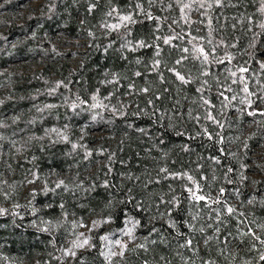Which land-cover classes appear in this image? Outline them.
<instances>
[{"label": "trees", "instance_id": "trees-1", "mask_svg": "<svg viewBox=\"0 0 264 264\" xmlns=\"http://www.w3.org/2000/svg\"><path fill=\"white\" fill-rule=\"evenodd\" d=\"M136 2L142 3L145 9L148 8V0H54L48 14L33 19L29 23V28H22L24 32L29 33L32 27L37 37L49 38L55 34H63L70 40L86 39L87 49L75 70L66 66L60 68L45 66L33 76L22 78L16 88L19 99L0 107V119L11 114L21 117L18 123L10 124L6 128L5 131L9 135L22 133L31 137L30 146L22 157L12 162V171L16 175L23 174L25 178L33 176L42 182H45L49 173L68 175L73 180L65 181L71 191L60 188L53 192L51 189L55 185L46 184L42 190L35 192V198L32 196L26 200H21L20 193L16 197L13 195V190L9 192V197L13 198L5 207L9 209V213L0 216V264L32 262L35 264H145V262L164 264L162 257L170 264H202V261L209 260L215 261L216 264H244L245 260L252 261L253 264H264L259 260V245L257 248H252L249 237H243L244 243H239L241 236L237 231L239 220H245V223L252 221L251 226L258 234L260 230L257 226L264 224V178L254 179L249 175L252 155L263 139L264 116L247 114L252 109H259L260 106L263 109L259 110H264V100L257 98L264 96V92H261L264 73H261L260 62L257 59L258 48L264 40V35L258 38L253 49L250 47L253 32L247 30V20L244 24H240L235 19L244 14L252 15L255 23L264 20V15L257 10L258 0L256 2L239 0V4L238 0H227L228 6L213 8L209 12L213 17V28H219L215 17L219 16L221 23L224 22L225 17L228 18V27L225 31L213 33L215 41H218L221 35L228 43L238 38L237 47L228 49L235 55L232 65L246 63L252 74L249 81L250 90L257 94L251 97L255 101L252 109L236 101L233 102L235 107L230 106L224 110V115L217 116L225 124L223 130L210 121L202 120L197 124L194 120L188 119L187 109L197 97L195 92L197 84L182 86L174 74L167 71V68L172 67L175 60L180 57V48L191 49V44L185 41L191 40L192 36L208 34V29L205 27L207 18L202 26L203 30H200L195 24L186 23L181 19L180 12H177V6L173 3L172 9L166 8L163 12L159 5L151 9L154 16L169 17L166 22L161 23L159 32L155 31L157 22L146 20L143 15L139 16L143 23L132 26L131 39L134 41L144 39L148 43L159 44L161 49L159 70L165 78L162 83L157 73L151 69L155 57L154 48H143L134 53L122 52L119 50L121 41L116 33L109 34L106 30H101L102 23L114 21L106 15L110 8L115 7L127 13ZM91 4H95L96 7L89 12ZM237 4V7L232 6ZM172 17L179 21L177 27L172 24ZM180 23H183V26H180ZM232 23L237 25L235 31L231 28ZM169 24H172V28L177 32L183 30L185 41L172 42L179 45L178 48L163 45L162 41H155L156 35L172 34ZM260 31L261 29L258 30ZM89 32L94 35L89 36ZM204 41L197 40L193 43L207 47V41ZM111 42H114L112 47L105 52V47ZM35 47L34 40L28 39L9 57L30 59V55L36 52ZM223 52L224 49L221 47L218 54L223 55ZM125 56L127 59L123 58ZM137 59H140V64L135 63ZM5 63H7L6 58L0 56V64L5 65ZM176 67L182 74L190 70L191 75L195 77L199 64L187 60ZM222 68L223 66H220L221 79L224 76ZM136 71H140L143 75L136 77L134 75ZM105 73L109 75L106 77ZM112 74H119L120 80V86L112 97L119 100L129 98L130 104L123 108L126 113L124 116L115 115L109 109L81 111V108H87V105H81L75 110L65 105V97L71 104L77 95L91 103V96L97 93V89L99 97L108 96L113 92L114 85L106 84L104 81L111 79ZM257 80L261 83L258 84ZM58 81H63L64 84L53 93L52 89ZM130 83L135 84L134 90L128 88ZM144 87H150L151 90L148 93L140 92L139 89ZM233 87L238 89L237 85ZM165 89L168 91H164ZM157 95H160V99H156ZM149 99L153 100V105L158 109L155 115L152 114L153 105L148 104ZM177 100L181 104L179 111L184 112L185 115L180 120L173 117L171 124L174 126H169L167 117L173 115V107ZM212 100L219 109V101L214 94ZM46 104H55L58 107L47 109ZM241 108L245 109L243 114L237 111ZM97 111L100 115L93 120L92 117ZM164 113H167V116L162 121L163 127H161L156 122V118ZM253 123L255 128L249 132L247 127ZM64 125H67V128H64ZM204 126H207L208 132L213 134L212 140H209L207 135H197L203 133ZM53 127L68 129L69 141L53 143L54 139L49 137L41 140L46 130ZM139 128L146 129L148 135L137 131ZM221 131L225 137L222 145L224 154L220 153L221 145L215 142L214 135ZM92 132L103 135L95 138L90 136ZM177 132L182 134L177 135ZM246 139L247 149L243 146ZM73 143L77 144L76 149L72 148ZM185 147L187 151L184 150ZM86 151L92 153L87 159ZM110 156H112L111 163ZM212 156H220L221 164H214L210 159ZM241 164L245 167L242 168ZM163 166H167L173 172H188L198 180L201 175L207 176V181L201 183L211 185L213 197L218 194L219 187H225L224 195L228 205L236 208L238 212L246 213V217L222 216L225 223L221 225L219 234H215L209 228H206L203 235L198 231L190 233L184 224V221L189 219L190 211L189 201L184 199L188 193L182 188V184L187 181L162 179L160 183H153L147 189L143 186L146 170L155 180L157 170ZM229 166L234 169L233 173L228 174L233 183H228L224 175ZM109 168H111L110 173ZM129 175L139 176L141 179L140 181L127 179ZM213 175L216 176L215 180L212 179ZM105 180L109 182L107 188L104 187ZM81 182L83 188H78L77 185ZM169 184L174 191L169 190ZM45 189L48 190L47 195ZM173 194L180 197L178 208H173L167 203ZM130 197L134 199L129 202ZM160 197L164 198V202L160 201ZM137 202L142 204V209L136 207ZM61 203L64 204L63 212L59 207ZM14 204H19L20 207L13 208ZM109 204L112 207H109ZM191 211L195 212L197 209ZM64 213L67 215L65 216ZM168 213L178 223L182 233L194 236V245L197 243L199 245L198 252L194 253L190 249L180 247L184 236H177L175 230L168 227ZM97 215L103 220L108 216H112L113 219L106 223L107 228L103 224L102 229L93 236L88 250L76 253L75 257L65 255L64 242L70 237L73 221L69 219L78 221L80 218ZM126 219L129 222L140 221L135 227L136 242L127 247L122 257L110 256L106 259L107 245L106 241L99 239L101 232L105 231L109 237L118 236L129 223H125ZM41 220L62 221V224L45 232L42 229L48 225L42 224ZM207 222L208 215L205 210L203 219L194 223L198 229ZM153 227L158 229V232H152ZM240 228L243 230V225H240ZM207 236H218V238L208 241L205 245L204 239ZM225 237H228L227 242ZM142 243L146 244L145 248L138 247Z\"/></svg>", "mask_w": 264, "mask_h": 264}, {"label": "snow or ice", "instance_id": "snow-or-ice-1", "mask_svg": "<svg viewBox=\"0 0 264 264\" xmlns=\"http://www.w3.org/2000/svg\"><path fill=\"white\" fill-rule=\"evenodd\" d=\"M256 2V0H254ZM173 3L179 8L180 11V18L184 19L186 23H190V17L187 15V12H191L193 10L200 12L201 17L207 18V23L205 24V27L208 29L207 37L205 36H192L191 40L185 41V36L181 32H177L174 28H172V24H178L179 21L172 17V24H169L168 27L171 31V35H156L155 41H162L163 45H169L173 48L180 47L179 45H175L172 42L174 40H180L185 41L188 44H191V49L188 47H182L180 48L181 55L178 59L175 60V63L172 67L167 68V71L174 74L177 81L180 82L182 86L184 85H191L193 83L197 84V87L195 88V92L197 94V97L193 100L192 106H190L187 109V117L190 120H194L197 124L201 123V121H210L212 124L216 125L219 129L223 130L225 127V124L221 122L220 119L217 118V116L224 115V110L231 107H235L233 102L238 101L239 104L245 105L246 108L252 109L253 101L251 99L252 96L257 95L255 92L250 90V77L251 73L249 72V68L245 64H236L232 65V61L235 59V55L231 53L228 49L229 48H236L238 45V38H234L232 43H228V41L224 38L223 35H221L220 39L218 41H215L213 33L216 31H219L223 33L225 29L228 27V18H224V22L221 23L220 17H215L217 24L219 25V28H213L212 26V20L213 17L209 15L210 10L213 8H223L228 6L227 0H191L189 3L183 2V0H167V3H165V0H148V8L145 9L140 2H136L134 4V7L131 8L127 13H123L118 8H110L106 15L107 17L111 18L115 22H107L105 21L102 23V27L111 34L112 32H115L117 35V38L121 41L119 45V50L124 51H130V52H137L139 49L143 48H154L155 49V57L154 62L151 65V69L157 73L159 76L160 81L163 83L165 81L163 73L159 70V66L161 64V60L159 59L161 49L158 43H148L144 39L136 40L134 41L131 39L132 34V26H134L137 23H143L142 20L139 19V16L143 15L146 20H155L157 22L156 25V32L160 31V26L162 22H166L169 17H161V16H154L151 9L155 5H159L160 10L163 12L166 8L172 9ZM239 4V0H238ZM237 5H232L233 7H237ZM258 12L261 15H264V0H258ZM2 7V5H0ZM96 7L95 4H91L89 6L88 11L92 12L93 9ZM203 10V11H201ZM237 23L244 24V21L247 20V30L252 31L254 20L252 15H244L241 14L239 17L235 18ZM196 23L204 24V20L201 19L200 21H196ZM236 23L231 24V28L233 31L236 30ZM259 29H261L260 32H253L252 36V43L250 44V47L253 49L256 46V42L258 38L261 35H264V20L258 23L257 25ZM197 31H199L197 29ZM94 35L92 32H89V36ZM207 41V47L204 45H198L197 43H193V41ZM111 42L108 46L105 47V52H107L108 48L112 47ZM223 47L224 52L223 55H219V49ZM55 50V49H53ZM124 59H127V57H123ZM251 58V56H250ZM192 60L194 62H198L199 68L197 69V75L193 77L191 75V71L189 70L186 74H182L179 70H177L176 65H182L184 61ZM136 64H140V59H137L135 61ZM229 65H232L229 67ZM195 66V65H194ZM220 66H223L222 71L224 73L223 79H221L220 76ZM261 73H264V61L260 62L259 64ZM239 73V75H238ZM109 74L105 73V76L107 77ZM136 77H141L143 74L140 71H136L134 73ZM258 84L261 83V81H256ZM106 84H112L114 85L113 92L109 93L108 96L99 97L97 89V93L93 94L91 96V103H89L86 100L81 99L79 95L76 96L75 100L71 102V104L68 103V98L65 97V105L68 107H71L73 110H75L77 107L81 105H87V108H81V111H86L88 109H105L107 110L109 108L108 104H105L104 100H110L111 96L115 94V92L118 90V87L120 86V80H119V74H112L111 79H106L104 81ZM64 84L63 81L56 82L55 88L52 89V92L54 93L56 89L60 88ZM233 85H237V88H234ZM66 86V85H65ZM128 88L130 90L135 89V84L130 83L128 85ZM213 89H215V92L213 93ZM150 87H144L139 89L140 92L148 93L150 91ZM164 91H168L165 89ZM261 92H264V85L261 87ZM242 93V95H241ZM131 94V91L129 92ZM213 94L215 95L216 99L219 101V109L216 108V105L213 103L212 97ZM258 99L264 100V96H258ZM156 99H160V95L156 96ZM184 99H187V97H184ZM78 102V103H77ZM149 105H153V100H148ZM58 105L55 104H46L45 108L52 109L56 108ZM181 107L180 101L177 100L175 102V105L173 107V115L167 117L169 120V126H174L171 124V121L173 117H175L177 120L183 119L185 113L182 111H179V108ZM198 109V110H197ZM214 110L216 114L214 115ZM38 111H43V109H38ZM111 111L115 115L124 116L126 113L123 108L117 109L116 107H112ZM158 111V109L153 105V115ZM241 114L244 113L245 109H237ZM195 113V114H194ZM203 113V115H201ZM133 115H138L139 113H132ZM147 114V112H145ZM250 116H264V110L259 109H252L251 111H248L247 113ZM100 115V112L97 111L95 115H93L92 119L95 120L97 116ZM165 116H167V113L162 114L161 116H158L156 118V122L163 127L162 121L165 119ZM17 117H13L12 122L13 124L16 123ZM0 127H8V125L4 124L2 121H0ZM129 127H132V125H129ZM64 128H67V125H64ZM142 134L148 135V132L144 128L137 129ZM48 132L54 133L59 139L53 140V143H58L60 140L63 141H69L68 135L60 128L53 127L51 129L46 130V134ZM182 133L177 132V135H181ZM207 135L209 140L213 139V134L208 132L207 126H204L203 133H197V135ZM215 142L219 145H221L219 151L221 154H224V148L222 147L225 137L221 132H216L215 134ZM152 139V137H149ZM5 139L3 135H0V140ZM231 139V138H229ZM237 139H239L237 137ZM250 139V138H249ZM12 145H15V141H11ZM244 148L247 149L248 143L247 139L244 141L243 144ZM72 148L76 149L77 144L73 143ZM187 151V147L184 149ZM91 151H86L85 158L91 156ZM114 156V154H112ZM229 155H234L229 153ZM212 162L214 164H221V157L220 156H212L210 157ZM109 162H112V156L109 157ZM241 167H245L243 164H241ZM109 173L111 172V168L108 169ZM234 169L232 167H227L225 172V179L228 183H233L234 181L229 178L230 173H233ZM38 178V177H37ZM127 179H135L136 181H140L139 176H127ZM246 179V177H244ZM182 180L187 181L186 183L182 184V188L187 191L188 195L184 197V199H187L189 201V219L184 221V224L186 225L187 229L190 233H194L198 231L200 234H204L206 231V228L212 229L215 234H219L221 232V225L225 223V220L222 219V216H238V217H246V213L238 212L236 208L233 206L228 205L227 200L225 198V192L226 188L221 186L218 189V194L213 197L211 193V185L210 184H203L201 181H207V176L201 175L199 180L196 179L193 175H190L188 172H173L171 171L167 166L160 167L157 170V178L155 180L152 179L151 173H147L146 170V179L144 180L143 186L144 188H148L149 185L153 183H160L161 180ZM213 180L216 179V176L213 175ZM8 182L0 181V196H3L5 200H7L10 196V193L6 191L2 185L7 184ZM28 183H34V180H29ZM9 187H12V185H9ZM78 188H83V182L77 185ZM104 187H109V182L107 180L104 181ZM63 188L64 191H71L69 189L68 184L63 180H58L55 184V187L51 189V191L55 192L56 189ZM208 188V191H205L204 189ZM169 190L174 191L172 189V185L169 184ZM48 190L45 189V195H47ZM129 193H131V189H129ZM75 194V193H73ZM33 198H35V191L32 192ZM131 199L129 198V202ZM160 201L164 202V198L160 197ZM203 202V204H201ZM251 203V201H249ZM121 203H125V201H121ZM167 203L173 207L178 208L180 203V197L173 194L171 198L167 201ZM20 207L19 204H14L13 208ZM62 212L64 209V204L61 203L59 205ZM109 207H112L111 204H109ZM136 207L138 209H142V204L137 202ZM191 209H197V211L193 212ZM205 210L207 211L208 215V222L206 224H202L198 229L196 227V224L194 222L202 220L203 215L205 213ZM9 213V209L5 207H0V216H3L5 214ZM13 215H16V213H12ZM214 214V217H213ZM66 216L67 213H64ZM168 227L170 229H174L177 236H184L183 242L180 244L181 248H186L192 250L194 253L199 251V245L198 243L194 245V236H189L188 234L182 233L180 231V226L178 223L172 219L171 214L168 213ZM113 219L112 216H108L106 220H97L93 221L91 228L94 229L97 225L101 223H108L111 222ZM129 222L128 219H126L125 223L127 224ZM132 222L131 228H126L123 230V234L127 235L129 237H132L134 228L140 223L139 220H134ZM42 224L48 225V227L43 228L42 230L45 232H49L52 229L58 228L61 226L62 221H51V220H41ZM252 221H249L248 223H245V220H239V224L237 226V231L240 232L241 239L239 243H244L243 237H249L251 242L252 248H257V245H259L258 251H259V260L261 262H264V224H259L257 227L260 230V234L257 233V231L251 226ZM81 227H87L84 225L83 221H72V227L76 228L77 226ZM240 225H243V230H241ZM91 230V229H90ZM152 232H158V229L153 227L151 229ZM81 235H83L81 233ZM229 235H231L229 233ZM218 238V236H207L204 239L205 245L208 244V241ZM89 238H86L82 244H77L76 241L72 242V247L65 250V255H70L72 257L76 256V252L73 250L76 247H83L84 245H87L89 242ZM101 241H108L109 236H101L99 237ZM228 237H225V242H227ZM111 243H114L115 245H118L120 248L119 255L122 257L124 255V251L127 250V244L122 243L120 240L112 241ZM155 243V241H153ZM139 248H145L146 244L142 243L138 245ZM134 250V249H133ZM103 254V253H102ZM117 255L116 252L112 251L111 248H109V254L105 257L106 259L110 258V256ZM164 261V264H170L169 261L161 258ZM147 264V262H145ZM202 264H216L215 261L209 260L207 262H203ZM244 264H253L252 261L245 260Z\"/></svg>", "mask_w": 264, "mask_h": 264}, {"label": "rangeland", "instance_id": "rangeland-1", "mask_svg": "<svg viewBox=\"0 0 264 264\" xmlns=\"http://www.w3.org/2000/svg\"><path fill=\"white\" fill-rule=\"evenodd\" d=\"M53 2L54 0H0V5H2V7H0V56H3V58H6L7 60L5 65L0 64V107L19 99L16 94V88L20 84L22 78L33 76L45 66H59V68L61 66H66V68L75 70L80 65L82 61V54L87 49L86 39L70 40L63 34H55L49 38L37 37V35L33 32L34 30L32 27H30L29 33L24 32L22 29L29 28V23L33 19H36L41 15L48 14ZM183 2L189 3L191 0H183ZM176 10L177 12H180L178 7H176ZM186 13L190 17V24H195V26H198L201 30L203 28L202 26L205 24L206 17H201L200 12L195 10L190 13L186 10ZM201 19L204 20V24L196 23V21H200ZM173 25L175 27L178 26V24ZM257 25L258 23H254L252 32H258L259 27ZM180 26H183V23H180ZM101 30L105 29L102 27ZM206 36L207 35H205V37ZM28 39H33L36 44V52L30 55V59L26 57H9L10 54H14V51L18 47L22 46ZM257 59L259 62L264 61V40L258 48ZM128 99L129 98L119 100L114 99L111 96L110 100H104L103 102L109 105L108 109L111 111L113 106L120 109L129 105L130 103ZM259 109H263V107L260 106ZM13 117L18 118L16 123H18L21 118L20 115L11 114L5 115L2 119H0V121L9 126L10 124H13ZM6 128L7 127H0V135L5 137V139L0 140V181L6 180L8 182L7 184L2 185L6 191L10 192L13 190V195L16 197L19 196L20 193L21 200H26L32 197L33 191L37 192L42 190L46 184L55 185L56 182L61 179L66 182L73 181L71 176H64L57 173H49L46 176L45 182L38 181L33 176L25 178L23 174L16 175L11 169V164L13 161H18L22 157L23 153L28 149L31 137L22 133L9 135L7 131H5ZM254 128L255 124L253 123L247 127V130L250 132ZM62 130L68 135V129ZM102 135L103 134L99 132L90 133V136L95 138H100ZM48 137L54 140L59 139L54 133L48 132L43 135L41 140L47 139ZM13 140L16 142L14 146L11 143ZM249 167L251 168L249 173L251 178H264V135L261 145L252 155V162H250ZM29 180H34V183H28ZM9 185H12V187H9ZM12 199L13 198L9 197L5 200L3 196H0V207L8 206L7 202ZM69 220L74 219L71 218ZM81 220L87 227H81L78 225L76 228L72 227V229H70V237H68L64 242V253L66 249L72 247L73 241H76L77 244H82L86 238L90 237L91 239H89L87 245L73 249L76 253L88 250L91 247V240L93 236L102 229L103 224L106 228L108 227L106 223H101L94 229L91 228L93 221L103 220L99 215L80 218L78 219V222ZM131 227L132 223L129 222L126 228ZM81 233L83 235H81ZM105 235V231H102L101 236ZM136 238V228L133 230L132 237L124 235L123 232L116 237H109V240L106 241V253L109 254V248H111L112 251L117 253V255L111 257H121L118 254L120 251L119 246L111 242L120 240L122 243H126L129 247L131 244L136 242ZM25 264L35 263L32 262Z\"/></svg>", "mask_w": 264, "mask_h": 264}]
</instances>
